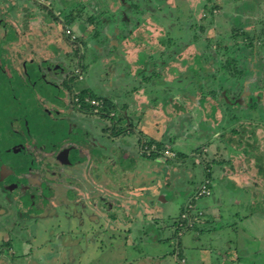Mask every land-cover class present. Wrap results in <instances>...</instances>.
Segmentation results:
<instances>
[{
  "label": "rangeland",
  "instance_id": "obj_1",
  "mask_svg": "<svg viewBox=\"0 0 264 264\" xmlns=\"http://www.w3.org/2000/svg\"><path fill=\"white\" fill-rule=\"evenodd\" d=\"M0 44L32 72L23 82L5 65L0 160L46 173L52 145L76 139L84 154L79 172L76 153L74 173L61 163L60 184L38 190L51 195L44 209L31 205L32 194L20 211L2 202L11 210L5 227L19 229L0 231V264H264V157L258 191L219 183L259 168V150L246 147L249 165L240 149L251 129L264 128V0H0ZM153 71L160 76L140 82ZM36 92L68 110L71 132L31 104ZM78 175L90 183L79 194ZM211 184L222 186L207 200L220 202L195 203ZM234 196L250 202L245 223ZM24 211L42 213L25 221Z\"/></svg>",
  "mask_w": 264,
  "mask_h": 264
},
{
  "label": "flooded vegetation",
  "instance_id": "obj_2",
  "mask_svg": "<svg viewBox=\"0 0 264 264\" xmlns=\"http://www.w3.org/2000/svg\"><path fill=\"white\" fill-rule=\"evenodd\" d=\"M11 38L14 39V37H11L10 35H8V39H11ZM7 46H3L0 44V48H2L4 51L3 55L0 54V91H4L8 87L11 88L10 76L7 74L6 67H5L6 64L10 65L12 68L15 69L14 73L17 75L19 80L23 79V82H26L28 80L29 75L32 74V72L30 73L27 70L28 62L26 59L23 60L22 66H21L20 62H12L11 61L10 48ZM8 49H9V51H8ZM17 55H18V60H19V58H20V56H22V54L19 53ZM4 58H6V59L8 58L7 63L3 62ZM1 61H2V63H1ZM30 61L35 63L34 60H30ZM35 65L38 66V68H40V70H41L40 73L44 74L42 67L36 63H35ZM46 67L48 70L53 68V70L55 71V74H57V75L59 74L58 64H56L55 62L52 63L51 65L48 62ZM34 73H36V71ZM69 76H70L69 80L71 79V77H74L73 73L68 75V77ZM65 81H67V79H65ZM2 83L4 84L3 86H2ZM18 83H20V82L18 81ZM53 84L57 88L56 84L55 83H53ZM30 88H29V90H30ZM12 90H13V88H12ZM29 96L31 97V104H33L34 102L37 104L36 106L38 108V111L40 109V111L43 114H45L46 116H48L49 119L53 122L54 121H60V120L61 121L62 120L68 121V123L64 125L65 131H66V133L72 131V128H74L73 126H75V125L72 124V122H70L67 119L69 116V112L67 110H65L66 112H64V114H63L62 110L60 111V109H54L53 108V106H55V104H56V103H54V102H56L55 101L56 97L54 98L53 94L48 97L42 92H36V93H34V95H29ZM133 98H135V95H133ZM1 100H3V99H1ZM31 109H32V107H31ZM50 111H53V113L56 115H58V114H60V115L63 114V115L59 116V118H60L59 119L57 116L53 117V115H50L49 114ZM81 127H83V129L85 130L86 133L88 132V130L85 129L86 127H84V126H81ZM54 143H56V142H54ZM75 143H77L76 139H75V141L71 140L69 143H66L63 145L62 144L59 146L58 145L57 146L52 145L53 148L47 150L48 152L43 157H45L44 158V160L46 162L45 164H47V163L50 164L51 168L48 169L49 166L46 165L45 166L46 167V173H43L44 170H37V169H35V168L33 169L31 167H28L25 171H22V169H18L15 166H13L14 168L11 170L10 164H8L7 162H4V159L6 158V156L1 155L2 159L0 160V206H2V207L0 208V231L6 230L7 232H10L11 230L19 229V228H17L18 226H16V225L12 226L11 229H9V227H5V221H8L10 219L9 216L11 215V210L5 204L6 202L7 203L9 202V204L13 203L14 208L17 209L18 211H20V208H25L26 200H27V198H29L30 194H32L33 196L31 198H29V200L31 201V205L32 206L34 205L33 207L38 205L40 207V209H44V207L49 205L51 195L45 196V194L43 193V197L40 198L41 197L40 193H42V191H40V188L42 189L43 187H45L48 191H50V190L52 191V189H51L52 187H54V186L57 187L60 184L59 180L56 177L59 174V172H61V170L59 169L61 166V163H62V165L67 167V165L70 164V160L72 161V155L74 157V155L76 153H78L79 155L81 154L80 155L81 160L78 161L79 162L78 163L79 168L76 171L79 172L82 169V167H83L82 163L84 161V157H83L84 154L82 153L81 150L78 149V147L74 146ZM13 145L17 148V150H21V148H19V147H21L22 145H20L18 143H16V145L15 144H13ZM29 147L31 149L33 148L31 145H29ZM44 149L46 150L45 146H44ZM38 154L41 155L42 153H38ZM56 155H58V158L56 157ZM52 160H54V161H52ZM67 162H68V164H67ZM52 166H54L56 168L55 173L52 171ZM42 169H43V167H42ZM69 169H72V168H70V165L68 167V170ZM50 171H52L51 174H50ZM74 172H75V169H72V173H74ZM52 173H54V178H53L54 180H51L50 177L48 178V175L49 174L52 175ZM16 174H17V177H15ZM69 176L72 177L73 175L68 174L67 180L70 179ZM77 177L81 181L77 183L78 187H74L73 189H76V191H78V194H79L80 191L86 190L85 189L86 187H84V185L87 186L90 183L87 180L84 181L81 178H79V175ZM79 184H82L81 189H80ZM38 190L40 191V193L38 192ZM70 192L74 194V191L70 190ZM2 197H4L5 200H3ZM74 197H75V195L70 197L68 199V201L71 202ZM2 202H5V203H2ZM70 202H69V206L71 204ZM42 203H46V205H42ZM64 204H65V206L68 205V204L66 205V203H64ZM23 213H24L23 217H25V216L27 217V219L25 221H29L30 219H32L31 216H33V219L35 221H37V219L40 216L39 214L42 212L38 213L35 211H24ZM19 217L21 218L20 215H19ZM3 227H5V228H3ZM10 233H12V232H10ZM16 234L17 233H14L13 235H16Z\"/></svg>",
  "mask_w": 264,
  "mask_h": 264
},
{
  "label": "crops",
  "instance_id": "obj_3",
  "mask_svg": "<svg viewBox=\"0 0 264 264\" xmlns=\"http://www.w3.org/2000/svg\"><path fill=\"white\" fill-rule=\"evenodd\" d=\"M24 87H26L25 85H24ZM46 96H51V95H48V94H45ZM137 99L139 98V97H137V96H135ZM140 101H142V100H140ZM140 101H138V105H142V102H140ZM68 111V110H67ZM256 113V112H255ZM259 115H261V117H258L260 120H261V118L264 116V114H263V112L260 110L259 112ZM50 115H54V113H53V111H50V113H49ZM258 123V122H257ZM263 125H259V127H258V130H256V132L253 130V129H251L250 130V132L248 133V135H249V137H252L253 135V137L252 138H248V145L249 146H245V145H243L244 147H243V149H240V150H242V151H240V152H244L245 154H247L246 155V158H247V160H248V163H249V165H251L252 163H254V154H250L249 152H248V150L246 149V147L248 148H250L249 150H250V152L251 153H254L255 151H258L259 150V152H257V153H259L258 155H259V160H258V164L257 165H259V168H258V170H257V172H255L252 168L248 171V173H245V171L244 170H246V169H243L242 171H244V174H242L243 172L242 171H240V170H237V174L236 175H234V174H222L221 175V177L223 176V175H225L224 176V180H222L221 182H219V183H222V185L223 184H228V187H231L232 185L234 186V187H236V188H238V189H249V188H253L254 190H257L258 191V186L259 185H261V184H256L255 183V181L256 182H259V183H262L263 184V182L260 180V179H262V177H258V181L256 180V178H255V176H256V174L258 173L260 176H261V174H262V169H261V157H264V147H257V144L256 143H254V142H256V141H260V140H263V142H264V128L262 127ZM247 135V134H246ZM222 138H224V136H221ZM208 141H212V140H208ZM230 140L228 139V138H226L225 140H222L221 142H229ZM231 143V142H230ZM187 145V144H186ZM217 146H219V144L217 145ZM226 148H227V150H231V152H235L234 151V149L235 148H232V147H230V145H224ZM242 146V144H241V142L240 143H238V148H240ZM186 148H191V147H189L188 145L186 146ZM242 148V147H241ZM232 149H233V151H232ZM216 151H217V149H215ZM212 153H214L212 150H210ZM238 151H239V149H238ZM237 157V156H236ZM230 160H234L232 163H233V165H234V163H236V159H230ZM230 160H228V162L229 163H231V161ZM239 162V161H238ZM240 171V172H239ZM250 173H252L253 174V176H252V174H250ZM263 175V174H262ZM218 183V182H217ZM240 184H244L243 185V187H239V185ZM220 186L221 184H211V185H209L208 186V188L210 189V190H213V192L211 193H209L208 195H204V196H202V198L203 199H199L198 201H196L195 203H199V204H201V203H203V204H208V202L211 204V205H215L216 203H219L220 202V199L219 198H214L213 200H212V202L211 201H208L207 200V198H209V197H212L213 195H214V188H215V186ZM221 185V186H222ZM264 186V185H263ZM254 193H256V192H254ZM247 195H249V194H247ZM264 195V194H263ZM195 196H193V200H195V198H194ZM205 198H206V200H205ZM246 197H241V196H234V197H232V198H230L229 199V201H230V203H232V201H234L235 203H236V205H238V207H236V210L238 211V213L239 214H241L242 215V218L244 219V223L246 222V218H249L250 217V215H247V216H245L244 215V213L246 214L247 212H250L249 211V209H248V207L247 206H250V202L248 201V200H246L245 199ZM248 199V198H247ZM51 203H53V201H51ZM242 203L243 204H246L245 206H246V209L244 208V206L242 205ZM2 206H0V208H1ZM202 208V207H201ZM244 212H243V211ZM114 218V219H113ZM113 218H111L109 221L111 222V220H117L118 219V217H113ZM218 220H215L214 222H217ZM108 226V225H107ZM99 229L101 230V231H103L104 232V234H106V232H107V230H106V228H105V226L104 225H101L100 227H99ZM94 230V229H93ZM1 235H3V236H6V235H11V234H9V232H7L6 230H4V231H1ZM23 245H24V247H25V249H24V251H23V253H29V250H28V245H26L25 246V244H24V242H23ZM12 247H13V245H12Z\"/></svg>",
  "mask_w": 264,
  "mask_h": 264
},
{
  "label": "trees",
  "instance_id": "obj_4",
  "mask_svg": "<svg viewBox=\"0 0 264 264\" xmlns=\"http://www.w3.org/2000/svg\"><path fill=\"white\" fill-rule=\"evenodd\" d=\"M236 30V29H235ZM10 36L11 37H14V36H16V34H15V32H13V31H11V34H10ZM160 76V74L158 73V72H154L153 71V74L149 77V78H147V79H144V78H142L141 79V83H143V84H145V83H149V82H151V80L152 79H150L151 77H159ZM81 95H82V98H81V101H83L82 103H86L87 104V102H85V100H84V98L86 97V95H87V93L85 92V90H83L82 92H81ZM91 95V94H90ZM133 96V95H132ZM83 106H84V104H83ZM89 107H92V105H88ZM87 106V107H88ZM183 212H181V214H182Z\"/></svg>",
  "mask_w": 264,
  "mask_h": 264
},
{
  "label": "clouds",
  "instance_id": "obj_5",
  "mask_svg": "<svg viewBox=\"0 0 264 264\" xmlns=\"http://www.w3.org/2000/svg\"><path fill=\"white\" fill-rule=\"evenodd\" d=\"M209 194V193H208ZM206 192H204V194L203 193H201V191L199 192V197L198 196H196L195 197V199L198 197V198H200V197H202V196H204V195H208Z\"/></svg>",
  "mask_w": 264,
  "mask_h": 264
}]
</instances>
